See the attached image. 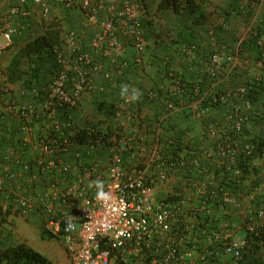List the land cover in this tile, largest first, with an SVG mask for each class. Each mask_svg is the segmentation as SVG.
<instances>
[{"label": "built area", "instance_id": "1", "mask_svg": "<svg viewBox=\"0 0 264 264\" xmlns=\"http://www.w3.org/2000/svg\"><path fill=\"white\" fill-rule=\"evenodd\" d=\"M33 3L43 16L50 15L53 5L56 4L70 10H79L88 23L100 24L92 44L97 55L111 59L116 75L121 76L127 65L126 58H123L126 51L123 37L133 44L136 63H145L148 43L142 25L147 15L144 1L33 0ZM27 4L28 0H18L7 11L8 20L0 33V63L3 52L12 42L17 30L16 20L18 17L32 14ZM259 6L262 14L264 0H259ZM259 19L257 16L252 21L261 22ZM259 44L264 47L263 29ZM63 45V49H55L56 59L62 66L58 76L44 86L43 99L32 100L34 103L38 101L42 113L35 112L32 102L20 104L7 95L9 83L2 69L0 103L6 112L15 115L19 120L23 119L20 129L23 145L29 146L31 139H34L37 153L31 160L22 162L20 158V173L28 172L35 166L41 174L52 176L54 180L50 182L49 189L37 205L45 217L48 233L63 241L72 264H242L247 240L245 237L238 241L234 236L237 230L244 228L242 223L216 224L212 221V208L204 204L201 207L193 204L194 198L207 199L208 186L214 180V174L208 165L201 163L199 158L192 159L189 167L198 176L197 179L188 177V184L184 183V195L177 201L168 202L158 198L156 188L169 180L172 170L163 162L156 163L155 168H152L153 162L159 160L157 145H153L147 155L145 168L137 165L125 167L121 151L139 133L137 128L131 126V113L124 114L121 110L116 113V120L123 125L122 130H119L122 145L115 146L116 151L108 161L91 159L84 164L80 158L81 152L78 151L71 163L65 162L62 156L67 154L73 145L68 140V134L60 128L61 123L58 122L53 106L76 105L82 95L94 89H103L102 84L95 83L93 75L101 72V75L104 73V77L110 78L112 74L106 70L102 60L94 59V53L83 49L81 37L76 29L70 28L64 32ZM221 58L224 59L223 62ZM242 60L238 53L230 56L215 54L205 69L213 76L216 74L222 77V70L224 75L227 71L240 68L259 79L264 71V60L254 61V64ZM69 71H75L77 74L71 90L66 87ZM171 87L175 90L176 85ZM245 90L244 86L238 88L240 101L232 105V113L227 117L236 131L243 129L244 123L249 120L247 112L252 109L251 101L243 96ZM123 103L128 101L124 100ZM198 106L197 102L193 104L196 110ZM200 114L198 112L195 115L200 117ZM36 124L39 128H36ZM66 125L67 123H63L64 127ZM224 126L217 122L208 126L206 133L217 142L201 147L200 156L205 159L217 157L216 164L226 165L230 169L240 151L249 154L251 150L248 145L242 148L239 143L232 141ZM60 130L62 141L53 137V133ZM143 151L145 150L141 147L140 152ZM262 154L264 155V151ZM17 159L19 157L12 153L5 154L0 151V160L18 162ZM236 174H239L237 169L234 170V175ZM14 175L12 173L9 177L13 178ZM58 178L63 180V185L59 184ZM97 179L104 182V190L110 193V200L105 202L96 198L97 189L93 181ZM3 180V174H0V190ZM255 192L264 193V168L261 171V182ZM222 197L225 205L231 204L234 209H238L237 214H252L249 201L253 194H231L224 191ZM16 202L24 213L36 206L31 198L22 194L16 197ZM225 212L229 211L226 209ZM262 219L264 210L259 209L256 218L249 219L248 230L253 231L259 225L258 220ZM244 229L247 232V227ZM217 243L220 244L221 252L216 250ZM216 257L221 261L217 262Z\"/></svg>", "mask_w": 264, "mask_h": 264}, {"label": "trees", "instance_id": "2", "mask_svg": "<svg viewBox=\"0 0 264 264\" xmlns=\"http://www.w3.org/2000/svg\"><path fill=\"white\" fill-rule=\"evenodd\" d=\"M209 2L210 0H162L160 10L165 13L170 10L179 21L166 23L164 29L152 20L142 23L145 38L150 37L154 41L153 45L147 46L150 51L148 65L155 69L154 76H149L148 82L144 84L136 81L135 77V81L128 77L129 72L136 74V67L126 59L127 65L121 76L112 75L107 78L102 73V90L98 88L82 95L74 106L63 104L54 105L53 108L61 123L60 128L68 134V140L73 146L79 147L74 151L73 159L82 149L80 158L84 164L91 159H100L102 162L110 159L116 151L115 146L122 145L119 130H122L123 125L116 120V113L120 110L124 114L131 113V126L137 128L140 135L136 134L135 139L121 151L125 167L137 165L145 168L146 157L139 159L136 155H139L141 147L150 152L153 145H157L159 160L153 162L152 168H155L156 163L163 162L171 168L170 176L174 175L181 180V186L175 194H169L166 198L158 196L160 200L177 201L184 195V183L188 184L186 179L192 177L195 180L198 177L189 167V162L199 158L201 163L210 167L214 180L208 186L207 199H197L195 206L201 207L204 204L212 208V221L216 224L242 223L244 228L247 227V246L242 264H264V219L258 220L259 225L253 231L248 230L249 219H255L259 209L264 210V193L255 192L264 168V71L257 79L254 74L240 68L227 71L224 75L222 70V77L216 74L213 76L205 69L215 54L230 56L238 53L240 59L248 62L264 60V47L259 44L260 33L264 30V12L259 16L261 22L254 23L247 35L241 38L238 34L239 25L253 19L252 14L255 13L252 7L259 0H248L246 3L242 0H226L212 11L207 10ZM34 5L33 0H28L26 6L32 14L16 20L17 30L6 48L10 50L9 62L4 69L0 63V69L9 83L7 95L20 104L44 98V86L54 80L62 68L56 59L55 49H63L64 32L70 28L75 29L72 11L57 5L63 18L51 16L47 20L42 19V32L35 37H28ZM76 76L75 71L68 72L66 87L70 90ZM133 83L142 95L135 102L123 103L125 99L120 96L121 86L133 87ZM174 84L175 90L171 87ZM240 86L245 87L243 96L251 101L252 109L247 112L249 120L244 123L243 129L236 131L227 117L232 113V105L240 101L239 93L237 94ZM195 102L199 105L197 110L193 108ZM31 104L36 113H42L38 101ZM198 112L201 113L202 131L195 135L192 134L196 130L192 119ZM207 112H216L218 116H206ZM178 117L183 119L178 121ZM5 120V115L1 114L0 132L4 129ZM214 122L225 125L228 136L239 143L240 147H250L249 154L240 151L230 169L226 165L216 164L217 157L205 159L200 156L201 147L217 142L206 133L208 126ZM63 123H67L66 127ZM22 126L23 119H20L17 128L20 136ZM61 132L55 131L53 137L62 141ZM20 146H24L21 141ZM17 160L19 161L13 163L20 166V157ZM32 168L34 167H31V171ZM235 169L239 170V174L234 175ZM224 191L231 194H253L249 201L252 214L239 215L236 213L237 208L225 205L222 197ZM226 209L228 213L225 212ZM19 211H22L21 208ZM12 212L10 204L0 205V230ZM41 235L42 238L53 237L52 234L47 235L45 229ZM219 245L217 243L216 250L221 252ZM215 260L218 262L220 258L216 257ZM0 264H49V261L40 251L20 242L0 248Z\"/></svg>", "mask_w": 264, "mask_h": 264}, {"label": "rangeland", "instance_id": "3", "mask_svg": "<svg viewBox=\"0 0 264 264\" xmlns=\"http://www.w3.org/2000/svg\"><path fill=\"white\" fill-rule=\"evenodd\" d=\"M161 1L162 0H145L144 1V3L146 4L147 15H146V18L143 20V22L145 23L147 20H150V21L152 20L154 24L156 25L159 24L160 25L159 27L161 29H164L166 23L170 24L172 21L173 22L177 21L178 17L175 16L174 13L171 12L170 10H168L166 13L162 12L160 10L161 8L159 7V4ZM224 1L226 2V0H210L208 5H206L207 10L212 11L216 7H220V5L224 3ZM242 1L246 3V1L248 0H242ZM34 7H33L34 16H33L32 26H31V29L29 30L28 37H35L36 35L42 32V29H43L41 25L42 19L47 20V18L51 16H61L63 18V14H61L60 12L61 10L59 9L57 5H53L51 14L48 16H43L41 12L39 11L38 7L35 5ZM71 11H72L71 12L72 22H73V25L75 26L76 31L79 33L81 37V43L83 45V49H85L88 52L94 53L93 54L94 59L102 60L104 62L106 70L110 72L114 77L117 73L114 69V66L112 65L111 59H109L108 57H101L97 55L96 48H94L92 44L96 31L100 27V24L98 23L92 24V23L86 22L83 17V14L79 10H71ZM252 11L255 13L254 15L252 14V17L255 20L257 16L259 17L261 15L260 13L261 7L259 6V3L254 4V6L252 7ZM252 20L253 19H251L249 23L242 22L239 25L238 34H240L241 38L246 36L247 32L251 30L253 23H256V21H252ZM4 24L5 23H3V25L1 26L0 33L4 29ZM199 30L203 32V29L199 28ZM123 40L126 43V51H125V55L123 56V58L128 59L133 64V66L136 67L134 68L136 69V74L135 72L134 73L129 72L128 77L133 80H134L133 77H135V79H137L136 81H139L145 84L146 82H148L149 76H154V73H155V69H153L152 67H150V65H148V61H149L148 56H150L149 54L150 51L147 49L145 51L144 59L146 63L143 64L142 62L141 65L140 64L138 65V63H136V61L134 60L135 52L133 50V44L125 37H123ZM146 40L148 43L147 45H153L154 41L153 40L151 41L150 37L146 38ZM220 60L221 62L224 61V59L222 60V58ZM252 64L254 63L252 62ZM93 78H94L95 83L99 84L101 83V81H103L104 77L101 75V72H98L95 75H93ZM111 79L113 80V78ZM133 87L137 88L136 84H134ZM213 114L215 116H218V113L216 112H207L205 115L212 117ZM180 117H178V121H181L183 119ZM201 119H202L201 116L200 117L194 116V118L192 119V121L195 124L194 126H196V130L195 132H192V134L197 135L201 133L202 131ZM147 155H149V152L143 151V152H140L139 155H136V156L140 159L144 157L147 158ZM16 195L20 196V191L17 192L15 195L12 193V196L9 197L8 199L2 200V201L0 200V205L6 206L10 204L11 209L13 211L8 216L7 222L3 225V230L1 231L2 232L1 236L3 237L2 240L5 243V245H12V244L20 243V242H25L29 244L32 248L43 253L48 259L49 264H72L71 258L65 249L63 241L60 238L54 237V236L42 238V235H41L42 230L45 229L47 231V229L45 227V217L43 213L41 212L40 208L38 207V205L36 204L35 208L29 211L32 213L36 212L35 214L38 217V222L36 223L33 220L28 219V217L23 216L24 213L19 211L20 206L18 202H16L15 200V198L17 197ZM29 212L27 213L29 214ZM20 216L21 218L22 217L23 218L20 219ZM48 234L49 233L47 231V235Z\"/></svg>", "mask_w": 264, "mask_h": 264}, {"label": "crops", "instance_id": "4", "mask_svg": "<svg viewBox=\"0 0 264 264\" xmlns=\"http://www.w3.org/2000/svg\"><path fill=\"white\" fill-rule=\"evenodd\" d=\"M15 2L16 0H0V29L3 23L6 21L7 18L6 12L8 11L9 7ZM0 40H2L1 36H0ZM9 58H10V50H5L3 52V56L1 59V67L3 69L7 66L9 62ZM14 91L16 92V87ZM0 114H4L6 117V120L3 121L4 129L3 131L0 132V151H2L5 154L12 153L16 157H20V158L23 157L24 159L22 160L33 159L34 155L37 153L35 149L34 139H31L29 146H20L21 136L19 135V129L17 130L19 126V118L9 112H6L4 106L1 103H0ZM35 126L36 128H39L38 124H36ZM78 148H79L78 146H73L70 148L67 154H64L62 156L66 163L68 162L71 163L73 161L74 151L77 150ZM12 173H14L15 175L13 178H10L9 176ZM21 173H20V166L18 164L13 162H8L5 160H0V174H3L4 176L3 187L0 190V200L2 201L8 199L9 197L12 196V193L15 195L17 192L20 191V194L31 198V200L35 202V204H39V201H41L42 197H44L46 190L49 189V184H50L49 179H52V176H45L41 174L40 172L37 171L35 166L34 168H32V171L30 170L28 172H24L23 174ZM57 180L59 184L63 185L62 179H60L61 181L59 180V178ZM179 181L181 182L180 178L174 175L171 176L165 184L158 186L156 188L158 196L166 198L167 195L169 194H173V193L175 194L177 188L181 186ZM193 200H194L193 204H196L197 199L194 198ZM35 213L29 212L28 214L25 212L23 216L28 217V219L33 220L34 222L37 223L38 217ZM22 218L20 216V219ZM2 230L3 227L0 230V248L5 245V243L2 240L3 237L1 236ZM234 236L235 239H237L238 241L243 240L246 236L245 229L240 228L239 230L236 231ZM262 254L264 257V250Z\"/></svg>", "mask_w": 264, "mask_h": 264}, {"label": "clouds", "instance_id": "5", "mask_svg": "<svg viewBox=\"0 0 264 264\" xmlns=\"http://www.w3.org/2000/svg\"><path fill=\"white\" fill-rule=\"evenodd\" d=\"M142 93L139 89L135 87H130L129 85H122L120 96L122 99H125L126 101L135 102L140 99ZM94 186L97 189L96 198L101 201H108L111 199V195L108 192H105L104 190V182L97 179L96 181H93Z\"/></svg>", "mask_w": 264, "mask_h": 264}]
</instances>
